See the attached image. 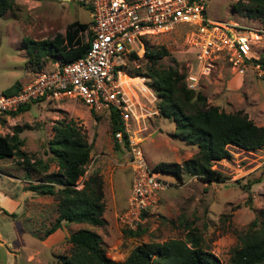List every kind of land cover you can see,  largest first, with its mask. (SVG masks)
<instances>
[{
  "label": "rangeland",
  "instance_id": "obj_1",
  "mask_svg": "<svg viewBox=\"0 0 264 264\" xmlns=\"http://www.w3.org/2000/svg\"><path fill=\"white\" fill-rule=\"evenodd\" d=\"M11 9L0 15V94L14 85H21L37 71L50 68L53 59L36 62L27 52L24 40H42L62 34L72 22H88L86 7L74 0H13ZM205 17L246 34L257 33L250 39L252 59L264 63V20L246 15L249 0H204ZM250 32V33H249ZM153 49L163 47L167 56L162 64L177 68L179 73L195 76L197 82L187 88L200 92L210 105L224 112L240 110L254 124L264 128V67L249 61L244 71L233 70L227 58L220 57L208 73L200 72L194 58V48L188 42L186 30L157 33L148 38ZM126 67L140 65L143 56H136ZM213 63V62H212ZM124 73V72H121ZM119 81L132 115L129 133L141 148L148 165L176 163L195 153L196 147L171 137L173 122L158 115L157 98L145 83V78ZM138 77V76H136ZM190 83V84H191ZM141 87V89H140ZM73 120L86 142L91 143L87 175L95 170L102 180L103 204L100 226L60 222L53 231L43 232L57 215L51 196L24 191L29 181L27 168L17 157L0 159V264H52L56 257L68 253L70 237L78 229L86 228L99 234L105 254L120 261L137 244L184 239L188 232L201 238V248L228 264L232 250L239 246V236L250 228L253 220L264 219V147L245 151L229 147L230 156L214 162L212 169L226 179L222 183H203L183 175H159L171 184L160 195L156 210L141 225L138 236L124 238L116 217L126 204L130 171L122 155L113 148L108 115L91 112L74 98H41L32 101L27 110L0 118V136L16 133L22 141L19 149L31 161L48 163L44 173L29 171L31 183L45 175L57 174L49 159L48 141L59 121ZM98 166H95V164ZM80 177L76 188L81 187ZM58 186H55V190ZM14 213L13 217L8 214Z\"/></svg>",
  "mask_w": 264,
  "mask_h": 264
},
{
  "label": "trees",
  "instance_id": "obj_2",
  "mask_svg": "<svg viewBox=\"0 0 264 264\" xmlns=\"http://www.w3.org/2000/svg\"><path fill=\"white\" fill-rule=\"evenodd\" d=\"M13 0H0V15L13 6ZM80 4V3H79ZM246 15L264 20V0H249L245 6ZM87 23L72 21L62 34L42 40H24L27 52L37 62L38 59H53L59 63L70 62L81 57L89 46ZM167 56L166 50L150 48L146 42L140 65L120 68L122 75L131 78H145V83L157 98L156 111L159 116L173 122L172 138L186 145H193L196 151L181 165L158 163L153 170L174 175L180 180L183 175L195 177L203 183H222L226 178L212 169L214 162L230 156L228 148L255 151L264 147V128L256 125L240 111L224 112L217 106L206 102L203 94L186 87L184 74L175 66L162 64ZM137 58L133 53L127 55V62ZM253 63H264L251 59ZM138 76V77H136ZM14 85L4 91H16ZM29 104L19 106L9 115L27 110ZM91 111V110H90ZM92 112V111H91ZM109 132L120 130L117 114H108ZM53 127L54 133L48 141L49 159L55 163L57 174L45 175L41 180L31 183L29 171L41 174L48 163L37 158L30 160L19 147L22 141L16 133L0 136V159L17 157L20 159L29 181L24 191L38 195H48L55 201L56 217L43 232L47 235L60 222L100 226L104 208L102 180L95 170L83 176L90 159L91 143L86 142L79 128L69 119L59 121ZM113 147L116 148L115 144ZM83 177L80 188L78 184ZM55 186H58L55 190ZM13 217L14 213L8 214ZM124 238L138 236L141 226L135 230H121ZM67 254L59 255L52 264H221L215 256L201 248V238L188 232L184 239H168L162 242L140 243L132 247L125 258L115 261L107 257L99 234L91 229H78L71 234ZM228 264H264V219L250 223V228L239 236V246L234 248Z\"/></svg>",
  "mask_w": 264,
  "mask_h": 264
},
{
  "label": "built area",
  "instance_id": "obj_3",
  "mask_svg": "<svg viewBox=\"0 0 264 264\" xmlns=\"http://www.w3.org/2000/svg\"><path fill=\"white\" fill-rule=\"evenodd\" d=\"M74 1L88 12L85 34L89 46L85 53L70 62H54L50 68L35 72L16 91L1 93L0 118L41 98H74L94 113L114 111L120 130L112 134V141L130 171L126 204L116 220L121 230H135L156 210L161 193L171 184L147 164L141 148L133 142L129 121L135 114L121 90L119 67L130 53L143 56L151 35L183 28L200 72L208 73L220 57H226L233 70L242 72L253 58L250 39L258 35L208 20L204 0ZM253 67L262 72L257 63ZM186 79L193 81H187L186 87L197 82L195 76Z\"/></svg>",
  "mask_w": 264,
  "mask_h": 264
},
{
  "label": "bare ground",
  "instance_id": "obj_4",
  "mask_svg": "<svg viewBox=\"0 0 264 264\" xmlns=\"http://www.w3.org/2000/svg\"><path fill=\"white\" fill-rule=\"evenodd\" d=\"M119 77H121V75H119ZM119 77H118V80H119ZM119 84H120L121 90H122V92H123V94H124V96H125V93H124V91H123V88H122V85H121L120 81H119Z\"/></svg>",
  "mask_w": 264,
  "mask_h": 264
},
{
  "label": "crops",
  "instance_id": "obj_5",
  "mask_svg": "<svg viewBox=\"0 0 264 264\" xmlns=\"http://www.w3.org/2000/svg\"><path fill=\"white\" fill-rule=\"evenodd\" d=\"M87 26H88V22H87ZM84 34H85V32H84ZM54 62H58V61H54ZM53 62V63H54ZM114 144V143H113ZM112 147H113V145H112ZM114 148V147H113ZM96 155H94L93 157H95ZM95 166H98V164H97V162H96V164H95Z\"/></svg>",
  "mask_w": 264,
  "mask_h": 264
},
{
  "label": "clouds",
  "instance_id": "obj_6",
  "mask_svg": "<svg viewBox=\"0 0 264 264\" xmlns=\"http://www.w3.org/2000/svg\"><path fill=\"white\" fill-rule=\"evenodd\" d=\"M111 138H112V136H111Z\"/></svg>",
  "mask_w": 264,
  "mask_h": 264
}]
</instances>
